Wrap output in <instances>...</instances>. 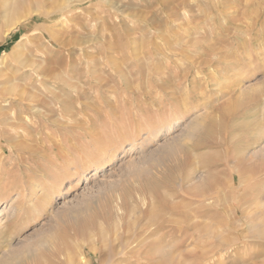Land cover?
Listing matches in <instances>:
<instances>
[{"label":"rangeland","instance_id":"obj_1","mask_svg":"<svg viewBox=\"0 0 264 264\" xmlns=\"http://www.w3.org/2000/svg\"><path fill=\"white\" fill-rule=\"evenodd\" d=\"M64 1L0 0V264H264V0Z\"/></svg>","mask_w":264,"mask_h":264},{"label":"crops","instance_id":"obj_2","mask_svg":"<svg viewBox=\"0 0 264 264\" xmlns=\"http://www.w3.org/2000/svg\"><path fill=\"white\" fill-rule=\"evenodd\" d=\"M247 122H248V123L252 122L255 126H258V130H259V138L262 137V133H263V131H264V129L262 128V123L264 122V114H263V112L260 110V111L256 114V116H253L252 118H249L244 124L246 125ZM245 128H247V131H248L249 127L245 126ZM261 141H262V138H261L260 142H261ZM260 142H258V144H259ZM258 144H257V145H258ZM257 145H255L254 147L256 148ZM254 147H253V148H254ZM249 148H251V147H249Z\"/></svg>","mask_w":264,"mask_h":264},{"label":"bare ground","instance_id":"obj_3","mask_svg":"<svg viewBox=\"0 0 264 264\" xmlns=\"http://www.w3.org/2000/svg\"><path fill=\"white\" fill-rule=\"evenodd\" d=\"M65 1H66V0H65ZM65 1H64V2H65ZM72 1H73V0H72ZM72 1H71V2H72ZM67 2H68V1H67ZM69 2H70V1H69ZM64 4H65V3H64ZM115 4H116V3H115ZM62 5H63V4H62ZM33 59H34V58H33ZM196 120H197V119H196ZM204 122H205V121H204ZM204 126H205V125H204ZM200 127H201V124L199 123V121H197L195 124H193V125L190 127V132L188 133L187 138H188V139H193V137H194V134H193V133H194L196 130L200 129ZM197 133H198V132H197ZM256 135H257V133H256ZM253 137H254V136H253ZM249 138H250V137H249ZM250 139L252 140V142L255 141L253 138H250ZM253 140H254V141H253ZM248 142H249V139H248ZM250 142H251V141H250ZM254 143H255V142H254ZM255 144H256V143H255ZM255 144L252 143V146L255 145ZM242 145H243V144H242ZM248 145H249V144H247V146H248ZM249 146H250V145H249ZM249 146H248V147H249ZM241 148L243 149V147H241ZM246 148H247V147H244L245 150H246ZM241 158H242V157H241ZM241 158H239V159H241ZM250 160L252 161V158H251ZM250 160H249V161H250ZM238 161H239V160H238ZM235 162H236V161H235ZM242 162L244 163V161H242ZM245 162H246V161H245ZM237 163H238V162H237ZM239 163H241V162H239ZM250 163H251V162H250ZM250 163H249V164H250ZM235 164H236V163H235ZM235 164H233V165H235ZM241 164H242V163H241ZM241 164H240V166H241ZM246 164H247V163H246ZM235 166H236V165H235ZM236 167H239V164H237ZM241 167H242V166H241ZM241 167H240V168H241ZM242 168H243V167H242ZM258 169H259V168H258ZM241 170H242V169H241ZM250 171H251V168H250ZM241 178H242V177H241ZM175 246H176V245H175ZM177 246H178V245H177Z\"/></svg>","mask_w":264,"mask_h":264}]
</instances>
